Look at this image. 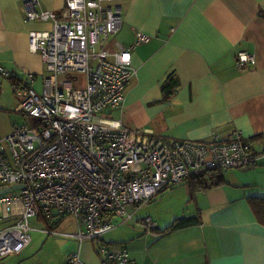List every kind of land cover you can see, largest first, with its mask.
<instances>
[{
	"label": "crops",
	"instance_id": "crops-1",
	"mask_svg": "<svg viewBox=\"0 0 264 264\" xmlns=\"http://www.w3.org/2000/svg\"><path fill=\"white\" fill-rule=\"evenodd\" d=\"M22 2L0 0V65L18 78L33 73L37 80L46 70L40 54L29 48L28 33L49 23L25 21ZM39 2L56 12L64 5V0ZM120 3L122 24L107 42L109 50L116 43L132 42L137 31L150 38L132 50L135 73L123 106L111 116L126 127L150 128L165 138L205 140L213 133L225 137L239 129L250 138L257 164L224 170V183L193 195L186 180L169 192L161 190L131 218L114 217L113 227L93 241L43 230L55 229L64 216L55 222L31 217L43 225L30 223L29 243L18 253L0 257V263L64 264L67 255L78 250L84 264H101L97 246L103 242L125 248L135 264H264V223L250 202L251 197H264V0ZM239 50L253 53L254 63L237 67ZM6 80L12 87V80ZM182 184L187 187H177ZM145 216L155 221L154 229L142 222ZM179 217L195 222L165 230ZM60 227L55 229L59 233L77 231ZM33 230L47 236L33 238Z\"/></svg>",
	"mask_w": 264,
	"mask_h": 264
},
{
	"label": "built area",
	"instance_id": "built-area-1",
	"mask_svg": "<svg viewBox=\"0 0 264 264\" xmlns=\"http://www.w3.org/2000/svg\"><path fill=\"white\" fill-rule=\"evenodd\" d=\"M121 0H64L59 12L23 0L25 21H44L31 29L28 44L38 52L46 74L41 92L36 76L18 78L0 65L20 100L15 110L29 118L0 134V188L22 185L16 195L0 193V257L20 252L30 241L31 217L55 222L74 217L77 231L63 234L79 242L97 240L114 225V217L131 218L136 209L163 188L211 168L254 167L258 156L239 129L208 139L165 138L150 128H129L108 113L120 109L135 73L132 50L149 40L137 31L132 42L107 47V37L122 24ZM236 65L254 63V54L239 50ZM68 73L82 78H66ZM11 190V189H10ZM150 229L149 216L141 218ZM101 264L133 263L128 251L97 246ZM64 264H84L71 251Z\"/></svg>",
	"mask_w": 264,
	"mask_h": 264
},
{
	"label": "rangeland",
	"instance_id": "rangeland-1",
	"mask_svg": "<svg viewBox=\"0 0 264 264\" xmlns=\"http://www.w3.org/2000/svg\"><path fill=\"white\" fill-rule=\"evenodd\" d=\"M115 35L116 33L114 34H110L108 37H107V42L110 41V40H113L115 38ZM63 76H65L66 78H82V74H76V73H68L66 75H61L59 76L60 78H62ZM1 78V76H0ZM42 78V76H41ZM41 78H37V80H35L34 82V87L35 89L38 91V92H41ZM4 79V78H2ZM1 91H0V134L4 135V134H7L11 131V126L12 124L15 122H28L29 121V118L26 117V116H23L21 113H18V112H15V108H16V105L18 104L19 100H20V97L19 95L13 91L12 87L10 86V83L4 79V81H2V84H1ZM14 107V111H12V108ZM109 115H111V113L109 112L108 113ZM227 169H225L226 171ZM180 186H183V187H187L186 184H182V185H179L177 187H180ZM172 189H176V187L174 186H171V187H167L165 188L164 190H162L163 192H169L171 191ZM19 193V190L18 189H11V190H8V191H5L4 194L6 195H16ZM170 195L171 197L174 195V194H168ZM166 198H169V196H165ZM168 199H166V203H168ZM173 202V201H172ZM170 202V203H172ZM30 223H33V224H36V225H40L42 226L43 223L42 222H39L38 221H35L34 219H30ZM64 225L65 226H68V227H75L76 228V225H75V222H74V217L71 216V215H66L62 218V220L60 221V223L58 224V226L55 227V229L57 230H60L61 227ZM32 236L33 238L40 235V234H43L41 232H38L36 230H33L32 232ZM47 235L44 233L43 234V237H46ZM1 262V261H0ZM1 264V263H0Z\"/></svg>",
	"mask_w": 264,
	"mask_h": 264
},
{
	"label": "trees",
	"instance_id": "trees-1",
	"mask_svg": "<svg viewBox=\"0 0 264 264\" xmlns=\"http://www.w3.org/2000/svg\"><path fill=\"white\" fill-rule=\"evenodd\" d=\"M166 86H169V84ZM223 171L224 169L221 168H211L205 172L187 177L186 183L189 186L190 195H193L199 190H207L224 183ZM250 202L257 218L264 223V197H251ZM193 222H195V218L179 217L167 226L165 230L188 226Z\"/></svg>",
	"mask_w": 264,
	"mask_h": 264
},
{
	"label": "water",
	"instance_id": "water-1",
	"mask_svg": "<svg viewBox=\"0 0 264 264\" xmlns=\"http://www.w3.org/2000/svg\"><path fill=\"white\" fill-rule=\"evenodd\" d=\"M21 186H22V185L16 184V185H12V186L1 187V188H0V193H1V192L8 191V190H10V189L19 188V187H21Z\"/></svg>",
	"mask_w": 264,
	"mask_h": 264
}]
</instances>
